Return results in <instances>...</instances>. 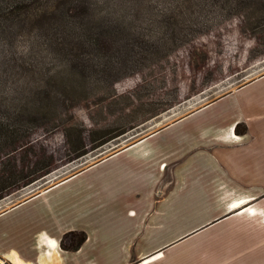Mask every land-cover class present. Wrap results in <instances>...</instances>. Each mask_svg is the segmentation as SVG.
Instances as JSON below:
<instances>
[{
  "label": "crops",
  "instance_id": "1",
  "mask_svg": "<svg viewBox=\"0 0 264 264\" xmlns=\"http://www.w3.org/2000/svg\"><path fill=\"white\" fill-rule=\"evenodd\" d=\"M232 85L0 212V255L29 264H143L159 253L144 264H176L168 252L214 232L213 246H223L225 230L251 241L245 246H264V67ZM91 197L119 207L105 212ZM97 216L105 218L100 230L90 224ZM70 229L86 232L75 250L59 246Z\"/></svg>",
  "mask_w": 264,
  "mask_h": 264
},
{
  "label": "rangeland",
  "instance_id": "2",
  "mask_svg": "<svg viewBox=\"0 0 264 264\" xmlns=\"http://www.w3.org/2000/svg\"><path fill=\"white\" fill-rule=\"evenodd\" d=\"M87 2L92 11V18L87 22L89 25L119 24L123 29L122 39H125L131 30H136L140 37L150 41L160 38L165 40L171 35L179 46L173 48L171 42L166 40L160 52L162 56L140 64L136 74L124 76L111 86L107 81L96 78L82 81L76 72L64 67V59L60 55L44 51L43 45L31 50V54L43 58L42 67H26L28 69L26 74L25 68L10 67L8 74L0 78V87L11 92L6 100V107L15 113L27 100L25 104L28 103L31 109L40 110V114L46 117L42 119L43 123L56 124L57 128L48 131L38 128L32 133L29 143L18 147L0 162V170L13 166L17 169L19 165V168L22 167V163L30 161L26 162L30 163L27 166L29 170L39 168L43 170L46 167L44 171H48L33 182L1 197L0 212L21 202L32 193L75 174L124 144L167 125L177 116L229 89L233 86L232 81L245 80L264 67L263 58L249 66L257 68L247 69L236 76L228 77L124 134L98 144L106 138H97L96 141L92 139L104 134L109 135L110 131L122 127L135 117L150 116L178 96L195 92L196 88L202 85V82L194 83L197 77L202 79V74L197 76L199 68L202 67L192 61L196 60L193 56L195 53L203 55L207 53V64L216 68L218 74L244 67L249 63L246 57L250 54L247 51L254 45V40L244 31L248 23L254 21L252 16H249L254 12L245 9L243 12L245 16H237L227 5L218 7L212 0H87ZM189 38L191 40L186 42L185 39ZM256 50H264V39L256 44ZM177 85L184 88L176 90ZM47 89L52 90L51 96L33 97L36 90ZM113 92H118L119 96L112 95ZM67 97H71L70 103ZM70 104L71 108L67 107ZM77 134H80L86 151L79 156L67 143L68 138L73 135L77 137ZM67 197V201L75 199L71 195ZM91 201L95 205L103 206L102 198L91 197ZM104 206L105 212L119 207L118 204ZM191 218L197 220L199 217ZM103 219L105 218L102 216L94 217L90 224L100 230L103 228ZM221 234L226 236L222 241L225 244L223 246H213L217 235L214 232L205 237L206 239L199 238V235L194 236L167 255L176 264H264V246H245L244 244L250 245L251 241H236L226 230L219 232V236ZM65 242L68 240L65 239ZM205 243L212 246H204ZM135 262L134 260L129 264ZM0 264L12 263L0 255ZM159 264L166 263L162 260Z\"/></svg>",
  "mask_w": 264,
  "mask_h": 264
},
{
  "label": "trees",
  "instance_id": "3",
  "mask_svg": "<svg viewBox=\"0 0 264 264\" xmlns=\"http://www.w3.org/2000/svg\"><path fill=\"white\" fill-rule=\"evenodd\" d=\"M212 1L213 4H218V7L227 5L237 16H245L243 13L245 9H251L254 12L249 15L254 21L248 23L245 31L241 30L254 40V45L247 51L250 55L246 58L250 62L244 67L218 74L216 68L207 64V53L204 55L195 53L193 56L196 60H192L194 58L191 60L202 67L197 73V76L202 74V79L197 77L194 81L195 84L202 82V85L197 87L195 92L178 96L150 116L135 117L122 127L110 131L109 135H100L92 141H96L97 138H106L99 141L98 144H102L115 136L124 134L151 117L170 109L205 88L240 73L244 68L264 58V50H256V44L264 39V0ZM90 8L87 0H0V67H2L0 78L8 74L10 67L25 68L24 74L28 72L26 67H42L43 58L31 54V50L43 45L44 51L60 55L64 59V67L76 72L82 81L96 78L107 81L111 86L124 76L136 74L140 64L162 56L160 52L166 40L171 42L173 48L179 46L171 35L165 40L160 38L150 41L140 37L136 30H131L128 32L129 35L122 39L123 29L119 24L89 25L87 22L92 18ZM185 40L189 42L191 39ZM192 72L194 73V70ZM180 88L184 87L179 85L175 87L176 90ZM51 93V89L36 90V95L33 97H49ZM10 95L9 90L0 87V98H2L0 101V162L18 147L29 143L32 133L38 128L46 131L57 128L56 124L43 123L46 117L40 114V110L31 109L27 102L25 104L27 100L20 105L17 112L10 111L6 107V100ZM112 95L119 96L118 92H113ZM24 98L26 99V95ZM66 99L69 103L71 102V97ZM67 107L71 108V104ZM234 129L237 133H244L246 126L237 123ZM67 143L78 156L86 152L80 134H77V137L73 135L68 138ZM26 162L22 163L20 168L19 165L17 169L13 166L0 170V198L48 172L44 171L46 167L43 170L40 168L29 170L27 166L30 163ZM85 238L84 231L70 230L62 234L59 246L65 250H75ZM65 239L68 242H65Z\"/></svg>",
  "mask_w": 264,
  "mask_h": 264
},
{
  "label": "bare ground",
  "instance_id": "4",
  "mask_svg": "<svg viewBox=\"0 0 264 264\" xmlns=\"http://www.w3.org/2000/svg\"><path fill=\"white\" fill-rule=\"evenodd\" d=\"M51 241V246H53V244H54V241L52 240V239H49L48 238V242H50ZM159 255V253L158 254H156V255H153V256H149V257H146L145 259H143L140 263H147V262H149V261H151L152 259H154V258H156L157 256ZM10 262L12 263V264H29V263H25L22 259H21V257H19V255H17V254H15V253H13L11 256H10Z\"/></svg>",
  "mask_w": 264,
  "mask_h": 264
}]
</instances>
